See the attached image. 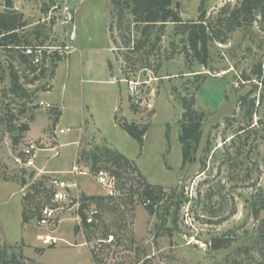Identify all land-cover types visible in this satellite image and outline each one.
<instances>
[{"label": "rangeland", "instance_id": "rangeland-1", "mask_svg": "<svg viewBox=\"0 0 264 264\" xmlns=\"http://www.w3.org/2000/svg\"><path fill=\"white\" fill-rule=\"evenodd\" d=\"M12 1L27 22L20 47H41L43 60L38 69L21 60V48L0 47V245L26 264H264V212L258 220L253 215L264 196L261 16L229 33L227 43L211 42L203 67L186 57L175 25L143 35L144 25L131 15L113 14L111 0ZM176 1L186 22L199 18L201 0ZM239 3L206 0L204 9L216 26L222 8ZM12 70L25 96L11 93ZM247 95L257 101L253 120L240 103ZM183 98L206 114L196 162L187 165L179 142ZM26 124L30 130L20 133ZM126 124L147 129L143 145L123 130ZM63 128L72 132L59 135ZM30 142L41 149L36 168L24 165L22 150ZM109 151L133 163L123 169L132 183L118 191L123 201H131L130 185L160 186L172 196L160 211L172 206L166 227L158 228L161 219L136 194L126 205L108 200L124 213L100 207L98 226L85 232L91 241L113 234L115 244L101 251L82 247L84 236L68 222L60 236L71 245L42 247L37 204L49 180L75 166L89 172L96 157V169L106 171ZM73 177L89 197L105 196L91 174ZM217 237L228 238L229 246L212 250Z\"/></svg>", "mask_w": 264, "mask_h": 264}, {"label": "trees", "instance_id": "trees-1", "mask_svg": "<svg viewBox=\"0 0 264 264\" xmlns=\"http://www.w3.org/2000/svg\"><path fill=\"white\" fill-rule=\"evenodd\" d=\"M111 1L114 15L119 13L122 15L129 14L133 18V23L144 25L145 28L143 35H149L155 26L165 28L169 23L175 25L177 33L183 36L182 42L186 57L196 61L203 67H207L210 60L211 42H220L222 44L227 43L226 41L229 33L245 24L253 23L258 14L261 16V19L264 20V0H240V3L237 4L233 10H231V5L225 6L216 18V26H213V20L208 17L207 11L204 9L206 0H201L199 18L196 21L187 22L183 19L181 5L176 0ZM1 3L0 47L5 49L19 48L24 43L23 39L27 42V38L22 34V31L27 27L24 14L15 10L12 0H2ZM20 58L23 62L28 60L24 54H21ZM258 69L260 73L259 81L262 83V65H259ZM10 75L12 81V87L10 89L11 93L16 96H25L26 92L19 82L20 78L17 71L12 70ZM249 97V95L241 97L240 103L242 108L243 106L248 107L247 116L250 120H253L254 115L257 114L258 111V109L255 111L257 101L255 99H249ZM263 103L264 97H262L259 101L260 105H263ZM182 106L184 112L180 123L181 131L179 142L182 147L183 164L187 165L196 162V155L203 136V125L206 119V114L196 109L194 99L189 101L187 98H183ZM257 125H259V122ZM251 127L252 125L247 128L241 127L236 132L232 140L236 137L240 138L241 135L246 133V131ZM29 130L30 127L26 124L20 128V133L23 134ZM123 130L143 145L144 137L147 131L146 128L139 129L138 126L126 124L123 125ZM262 137L264 139V135ZM15 140L16 143H18L20 138H16ZM109 152V158L106 162L107 164L104 166L106 168L105 170L117 179L118 191L125 190L126 187H129V183L132 185L131 182L126 181L124 178V174L126 173L125 170H128L127 168L133 165V163L128 161V159L122 154ZM97 160L98 159L96 157V160L94 159V163L92 164L90 172L93 174L100 172L96 169L99 163ZM108 164H110V166H108ZM121 180H123L122 183ZM22 183L23 185H26L27 181L23 179ZM38 185L41 187L43 184L39 183ZM131 185L129 188L131 201H133V195L135 196L138 194V198L142 201L148 213L151 216L155 215L161 219L160 221H162V224H160L158 228L161 229L166 227L169 221V208L172 206L166 207L164 214L160 211L164 208L162 204L165 202V199H170L172 196L169 197L168 194H165L164 189L160 186L145 184L143 185L142 190H134ZM90 199L95 201L99 207H108L114 212L120 209V213H124L120 206L116 208L109 207L108 204H110L111 201H114L115 198L99 196L90 197ZM118 199L123 201L127 198L119 197ZM258 199V202L255 203L253 208V215L256 220L260 219L261 213L264 212V196L260 195ZM131 201L129 202L131 203ZM129 202L123 201L122 204L126 205V203L128 204ZM39 205L40 203L37 204V207L40 209L41 205ZM25 221H28L27 216H25ZM229 242V239L225 237L214 238L211 241V249L214 251L222 250L229 246ZM9 253V249L7 247L0 245V264H26L21 257H18L16 254Z\"/></svg>", "mask_w": 264, "mask_h": 264}, {"label": "built area", "instance_id": "built-area-1", "mask_svg": "<svg viewBox=\"0 0 264 264\" xmlns=\"http://www.w3.org/2000/svg\"><path fill=\"white\" fill-rule=\"evenodd\" d=\"M64 10L66 19L71 20L72 15L69 8L66 7ZM21 50L28 58L29 64L39 69L42 65L43 49L41 47H23ZM42 106L44 108L50 107L49 104L45 103H42ZM71 132V128H63L59 130L58 134L66 135ZM39 151L41 149L35 142H30L23 147L22 152L26 157L25 167L36 168L35 159H37ZM89 172H81L75 166L71 171L54 174L49 180V184L44 188V199L36 219L38 230L36 235L42 247L51 248L61 244L71 245L60 236L61 230L68 222H71L73 227L84 236V241L80 244L82 247L101 251L105 246H111L116 243V238L113 234L94 241L85 237L86 231L98 226L102 213L100 207L86 195L76 183V178H72V176L91 174L95 181L104 188L106 192L105 196L112 198H119L121 196V193L117 189V179L109 172L101 171L97 174Z\"/></svg>", "mask_w": 264, "mask_h": 264}, {"label": "crops", "instance_id": "crops-1", "mask_svg": "<svg viewBox=\"0 0 264 264\" xmlns=\"http://www.w3.org/2000/svg\"><path fill=\"white\" fill-rule=\"evenodd\" d=\"M184 19V18H183ZM38 158V157H37ZM68 171H71V170H68ZM67 171V172H68ZM56 173H61L60 171H58V172H56ZM65 175H68V174H65ZM79 176H85V175H79ZM69 177V176H68ZM86 195H88V194H86Z\"/></svg>", "mask_w": 264, "mask_h": 264}]
</instances>
